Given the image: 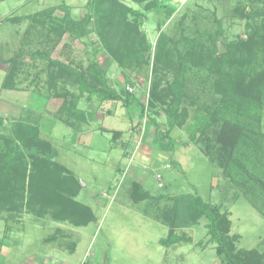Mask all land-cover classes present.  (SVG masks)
Here are the masks:
<instances>
[{
  "label": "rangeland",
  "instance_id": "374dc122",
  "mask_svg": "<svg viewBox=\"0 0 264 264\" xmlns=\"http://www.w3.org/2000/svg\"><path fill=\"white\" fill-rule=\"evenodd\" d=\"M89 1L0 0V166L6 140L15 141L23 154L15 159L19 174L13 181L0 171V184L14 185L0 205V264L32 259L36 264H220L207 219L190 212L196 198L226 215V235L235 251L264 264V168L256 159L264 151V113L256 124L232 108L224 109L222 115L237 134L231 152L241 160L240 166L223 156L225 167L210 159L204 139L196 144L190 140L198 138L210 109L218 107L209 87L213 78L201 83L206 72L192 62L184 73L182 127L169 130L162 114L147 111L144 118L139 116L154 75L160 79L159 91L174 77L171 65L153 72L160 35L206 41L205 34H215L218 21L222 42L234 43L264 24V0H166L176 7L169 17L164 11L147 10L150 0H119L134 11L126 18L138 24L150 48L148 65L125 70L101 49L94 33L82 41L68 33L56 37L54 27L64 16L63 8L71 19L80 20L89 14ZM93 27L91 19L88 28ZM41 52L80 70L96 63L115 91L132 89L129 106L125 97L104 103L89 98L71 80L58 79L53 85L48 62L37 56ZM64 91L77 97V107L86 114L78 132L57 120L62 99L51 95ZM33 127L38 131L29 140L26 135ZM110 131L121 132L119 142ZM16 132L26 136L29 147L34 140L37 146L48 142L49 149L42 144V151L71 171L80 189L70 191L60 174L55 184L42 163L29 157L36 148L29 153ZM208 135L213 148L220 147L214 133ZM167 143L172 151L162 148ZM44 153H38L40 158ZM136 187L149 197L133 200ZM53 190L90 208L94 221L84 227L70 219L55 221L53 207L33 195ZM171 235L181 240L168 245Z\"/></svg>",
  "mask_w": 264,
  "mask_h": 264
},
{
  "label": "trees",
  "instance_id": "16d2710c",
  "mask_svg": "<svg viewBox=\"0 0 264 264\" xmlns=\"http://www.w3.org/2000/svg\"><path fill=\"white\" fill-rule=\"evenodd\" d=\"M133 1L140 3L147 0ZM87 9L89 14L80 20H74L71 19L68 8H63L64 16L61 22L54 27L56 37L60 39L68 33L70 37L82 41L83 37H88L91 33H94L101 49L108 54L120 70L131 68L133 65H139V67L148 65L149 55L146 53H149L150 48L145 40V35L139 30L136 22L130 23L126 18L129 13L134 14V11L120 3L119 0H90L87 3ZM147 10H153L157 13L164 11L169 17L176 10V7L175 5L166 4V0H150ZM91 19L94 20V27L88 28ZM217 23L218 27L215 34H205L206 41H203L202 38L190 39L185 37L184 34H180V38L177 40L163 34L160 35L153 72L155 73L159 67L171 65L172 70L175 71L174 77L171 83H168L162 91H159L160 79L154 75V78L151 79L147 104L140 107L139 116L144 118L147 111L155 116L162 114L166 119L169 130L182 127L183 119L179 107L184 98V73L188 62H192L197 66V69L206 72V77L201 79V83H206L209 78H213L209 87L211 92H214V96L218 97V99L214 98L212 100L213 103L218 104V107L215 109V105L214 109H210L212 111L208 119L198 130V138L190 137V140L196 144L204 139L205 142L202 143L206 152L210 154V159L219 161L221 166L225 167L222 160L223 156L229 158L228 160L232 161L231 163H238V165H240L241 160L236 158L235 155L233 156V152H231L237 134L229 128L231 125L222 115L224 109L232 108L235 113L244 115L245 118L256 124H259L264 113V24L259 29H253L245 39H238L228 45L223 40L221 44L225 52L219 55L217 41L220 38L224 39V35L220 23L218 21ZM199 35L201 37V34ZM196 50L200 52L198 55L194 53ZM37 56H41L48 62L53 85L58 79L62 82L71 80L74 85L78 86L79 92L87 94L89 98L95 97L98 101L104 103L122 101L125 97L127 98L125 104L129 106L131 101L128 97L132 95V89L129 87L124 92L115 91L108 84L105 72L96 63L90 64L85 70H80L57 60H52L46 53L41 52ZM172 63L175 64L172 65ZM53 96L62 99V103L56 112L57 120L72 128L74 132L80 131V125L86 122V114L77 107V97L68 91L54 93L51 97ZM166 99L168 100L166 101ZM159 103L165 104L166 107L161 109ZM33 128H29L27 137L25 136L29 140L36 137L35 134L38 130L35 127ZM168 132L165 136H167L166 139L169 142ZM208 132L214 133L216 142L220 144V147L213 148L214 143H210L211 139ZM110 133L114 141H120L121 132L110 131ZM15 134L21 138L20 140L25 139L24 136L22 137L23 134L18 132ZM29 140L23 142L27 146L26 150L30 153L32 148H36V153L28 156L32 159L36 158L42 163V167L48 170L51 175V178H49L55 184H58V177H55V175L60 174L66 185H69L70 191L80 189L81 186L73 173L53 161L52 153L42 151V144L44 148L48 147L49 149L48 142L43 141L37 146V142L34 140L29 147ZM6 143L8 148L2 153L1 162L3 165L0 166V171L3 177L13 181L15 175L19 174H17L15 159L16 157L21 159L23 154L19 152V147L16 146L15 141L8 139ZM168 146H170V143L162 148L172 151V147L170 149ZM38 153H44L42 158ZM256 159L264 168V151L262 156ZM12 189H14L13 182L9 184L2 182L0 184V205ZM44 194L37 192L33 195H37V199L40 197L49 203V206L53 207L55 221L63 222L70 219L69 221L76 227H84L94 221L95 217L92 210L76 200L60 196L62 194L57 193L55 190L52 193L49 192V195ZM148 197L149 194L146 191L137 187L132 193L133 200H144ZM190 212H196L207 219L208 234L211 241L216 245L215 254L220 264H254L251 254H240L234 250L232 242L228 240L226 235L227 217L224 213H220L217 207L196 198L190 206ZM180 240L181 238L171 235L167 242H169L168 245H173Z\"/></svg>",
  "mask_w": 264,
  "mask_h": 264
},
{
  "label": "water",
  "instance_id": "95a60500",
  "mask_svg": "<svg viewBox=\"0 0 264 264\" xmlns=\"http://www.w3.org/2000/svg\"><path fill=\"white\" fill-rule=\"evenodd\" d=\"M221 42H222V39L220 38L218 43H217V47H218V50H219V52H218L219 55H221V54H223L225 52V50L222 47Z\"/></svg>",
  "mask_w": 264,
  "mask_h": 264
},
{
  "label": "crops",
  "instance_id": "0c3cea01",
  "mask_svg": "<svg viewBox=\"0 0 264 264\" xmlns=\"http://www.w3.org/2000/svg\"><path fill=\"white\" fill-rule=\"evenodd\" d=\"M102 131H103V130H102ZM31 262H32V263H31ZM27 264H36V263H35V262L33 261V259H32V261L29 260V261L27 262Z\"/></svg>",
  "mask_w": 264,
  "mask_h": 264
},
{
  "label": "built area",
  "instance_id": "2783aa9c",
  "mask_svg": "<svg viewBox=\"0 0 264 264\" xmlns=\"http://www.w3.org/2000/svg\"><path fill=\"white\" fill-rule=\"evenodd\" d=\"M131 91V90H130Z\"/></svg>",
  "mask_w": 264,
  "mask_h": 264
}]
</instances>
